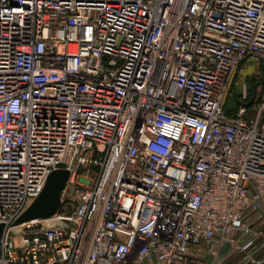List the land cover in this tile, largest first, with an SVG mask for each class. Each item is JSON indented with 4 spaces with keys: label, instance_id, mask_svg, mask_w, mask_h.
Returning <instances> with one entry per match:
<instances>
[{
    "label": "built area",
    "instance_id": "built-area-1",
    "mask_svg": "<svg viewBox=\"0 0 264 264\" xmlns=\"http://www.w3.org/2000/svg\"><path fill=\"white\" fill-rule=\"evenodd\" d=\"M263 209L264 0H0V264H264Z\"/></svg>",
    "mask_w": 264,
    "mask_h": 264
},
{
    "label": "water",
    "instance_id": "water-1",
    "mask_svg": "<svg viewBox=\"0 0 264 264\" xmlns=\"http://www.w3.org/2000/svg\"><path fill=\"white\" fill-rule=\"evenodd\" d=\"M255 60H250L244 71L240 73L245 82L247 78L255 77ZM249 87H247V90ZM242 84H237L231 97L237 98L241 94ZM254 102L252 98L245 106H250ZM70 178V171L58 169L50 173L44 188L39 196L27 207V209L17 218L15 225L35 220H46L58 213L61 206L62 191Z\"/></svg>",
    "mask_w": 264,
    "mask_h": 264
},
{
    "label": "crops",
    "instance_id": "crops-1",
    "mask_svg": "<svg viewBox=\"0 0 264 264\" xmlns=\"http://www.w3.org/2000/svg\"><path fill=\"white\" fill-rule=\"evenodd\" d=\"M263 215L264 209L251 216L249 222L254 225V227L264 230V221L262 219ZM214 245H216V247L219 249V256L217 258L218 264H253L247 260V252L235 251V253H233L230 257L226 258L227 251L225 245L221 243L218 238L215 239ZM251 252L257 259L264 258V248L260 249L259 251L252 250Z\"/></svg>",
    "mask_w": 264,
    "mask_h": 264
},
{
    "label": "rangeland",
    "instance_id": "rangeland-1",
    "mask_svg": "<svg viewBox=\"0 0 264 264\" xmlns=\"http://www.w3.org/2000/svg\"><path fill=\"white\" fill-rule=\"evenodd\" d=\"M229 106H230V104L228 102L227 107H229ZM65 189L66 188H64L63 190H65ZM64 192H66V190ZM64 192H62V193L64 194ZM72 210H73L72 206L67 205L66 208H59L58 213H60L63 217H66V216H69L71 214ZM49 223H52V222L51 221L43 222L42 224L46 225V224H49ZM54 223H56V222H54ZM238 235L239 234H236V235H234V237L238 238ZM223 244L225 245L226 251H227V257L226 258L230 257L233 253H235V251H233V249L231 248V246L229 244H227L225 242Z\"/></svg>",
    "mask_w": 264,
    "mask_h": 264
},
{
    "label": "trees",
    "instance_id": "trees-1",
    "mask_svg": "<svg viewBox=\"0 0 264 264\" xmlns=\"http://www.w3.org/2000/svg\"><path fill=\"white\" fill-rule=\"evenodd\" d=\"M252 92V91H251ZM253 95V93L249 94V98H251ZM229 104L230 106L228 107V111L231 110H235L237 108V102L234 99H229Z\"/></svg>",
    "mask_w": 264,
    "mask_h": 264
}]
</instances>
